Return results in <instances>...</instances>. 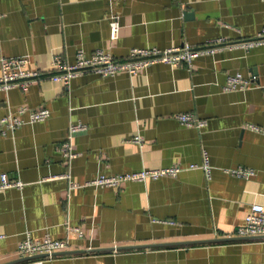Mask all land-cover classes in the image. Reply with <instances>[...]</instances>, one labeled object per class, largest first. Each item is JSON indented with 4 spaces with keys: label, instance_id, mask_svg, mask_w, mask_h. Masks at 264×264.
<instances>
[{
    "label": "crops",
    "instance_id": "1",
    "mask_svg": "<svg viewBox=\"0 0 264 264\" xmlns=\"http://www.w3.org/2000/svg\"><path fill=\"white\" fill-rule=\"evenodd\" d=\"M111 19L119 23L114 40ZM262 27L264 0H0V56H26L30 68L47 73L54 54L73 62L79 48L123 58L134 46L233 41ZM236 71L255 78L244 89L222 90ZM21 105L45 106L49 116L0 133V173L23 182L0 187V264H33L13 254L27 233L67 238L68 250L115 247L42 264H264V235L233 234L251 203L264 208V133L247 126L264 129L263 46L221 47L193 58L190 69L152 63L134 75L86 71L68 84L46 77L26 90L0 89V117ZM180 111L205 125L179 123ZM71 122L86 129L73 133L76 156L68 159L59 144ZM202 151L209 177L187 168L201 163ZM172 164L182 167L173 177L84 184L100 173ZM237 165L254 173L224 170Z\"/></svg>",
    "mask_w": 264,
    "mask_h": 264
},
{
    "label": "built area",
    "instance_id": "2",
    "mask_svg": "<svg viewBox=\"0 0 264 264\" xmlns=\"http://www.w3.org/2000/svg\"><path fill=\"white\" fill-rule=\"evenodd\" d=\"M119 23L117 19L110 20V39L114 40L118 36ZM253 46L264 47V27L259 29L255 35L249 38L229 41L224 37H218L205 41L199 45L182 44L165 48L155 46H134L131 47L127 55L123 58L115 57L108 49H96L90 54L85 53L81 48L76 50L75 60L73 62L65 61L61 55L54 54L50 64L52 72H42L38 69H32L28 66L29 59L26 56L5 57L0 56V89L7 90L10 87L17 86L26 90L32 83L42 79L50 78L68 84L72 77H75L86 71H94L100 75H114L118 72H126L129 75L136 74L139 70L145 69L152 63H165L170 66L184 64L187 69L192 66V59L204 55L212 54L221 47H240L249 49ZM255 76L250 74L245 77L238 71L226 75L221 86L224 91H237L246 88ZM49 116V109L45 106L30 108L21 105L16 111H8L0 117V133L5 135L12 133L24 122L43 121ZM175 119L186 126L200 129L206 123L204 118L198 117L192 111H180L174 114ZM251 129L261 131L264 129L247 124ZM86 129V125L81 122L70 123L68 126L67 138L59 144L62 155L68 159L76 156L73 150L71 137L73 133ZM135 142L141 144L142 139L135 135ZM199 167L206 177H209L210 165L206 158V153L202 151L201 163H191L187 168ZM182 169L179 165H167L155 168H141L122 173L106 174L100 173L84 184H91L100 187H118L128 181H147L162 176H176ZM227 173L238 177L251 176L254 171L247 166L237 165L224 169ZM67 176L68 175H63ZM70 186L80 185L77 182L69 180ZM23 182L18 178H10L7 173H0V187H20ZM171 222V221H169ZM79 235L82 231L79 227L74 228ZM236 237H253L264 235V208L260 203L253 202L249 205L248 211L243 217V222L237 225L233 231ZM4 235L0 233V238ZM69 242L67 238H53L45 234L41 239L33 238L29 233L25 235L17 244L13 254L15 258L28 257L36 255L33 264H42L45 259L57 257L61 251L68 250Z\"/></svg>",
    "mask_w": 264,
    "mask_h": 264
},
{
    "label": "water",
    "instance_id": "3",
    "mask_svg": "<svg viewBox=\"0 0 264 264\" xmlns=\"http://www.w3.org/2000/svg\"><path fill=\"white\" fill-rule=\"evenodd\" d=\"M226 238H234V236L233 237H226ZM127 246H130V245H127ZM127 246H123V247H127ZM108 248H112L113 249L115 247H102V248H95V249L97 251H99V250L108 249ZM117 248H120V247H117ZM95 249L89 248L88 250H65V251H61L59 254H69V253L84 252V251H95ZM38 256H40V255L33 256L32 258H35V257H38ZM24 259H29V258L28 257H22L19 260H24Z\"/></svg>",
    "mask_w": 264,
    "mask_h": 264
}]
</instances>
